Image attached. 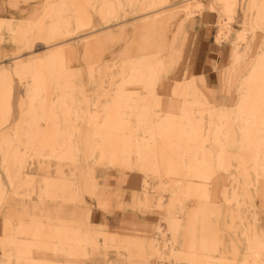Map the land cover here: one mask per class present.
I'll use <instances>...</instances> for the list:
<instances>
[{
	"label": "bare ground",
	"instance_id": "bare-ground-1",
	"mask_svg": "<svg viewBox=\"0 0 264 264\" xmlns=\"http://www.w3.org/2000/svg\"><path fill=\"white\" fill-rule=\"evenodd\" d=\"M0 264H264V0H0Z\"/></svg>",
	"mask_w": 264,
	"mask_h": 264
},
{
	"label": "rangeland",
	"instance_id": "rangeland-1",
	"mask_svg": "<svg viewBox=\"0 0 264 264\" xmlns=\"http://www.w3.org/2000/svg\"><path fill=\"white\" fill-rule=\"evenodd\" d=\"M208 12V9L206 10ZM240 13H238V16H237V22L234 23V27L236 29H240L242 27V24L240 23L241 20H242V13L241 11L239 10ZM215 14L216 12H212L211 11V15L212 14ZM211 15H207L206 13H201L200 11H198L196 13V15L194 17H192L190 20H189V23H188V28H189V31L191 32V35L193 36H190L186 41H185V44L183 46V49H182V53H181V60L182 62L186 63V66H189L190 67V59L193 57V55L195 54H199V55H204V50L207 48V46L211 43V46H212V52L209 56L205 57L206 59H209L212 57V55L214 54V52H216L217 50L219 51L220 47H221V50L219 51L220 53V57H221V65H223V67L225 68L230 60V54H231V48H232V45L229 41L225 40L224 42L220 43V44H216V40H215V35L217 33V29H218V26H217V23H213L212 19L215 21V16L212 18ZM212 21V22H211ZM209 23V24H208ZM210 23H212L210 25ZM210 25L211 27V32H210V40L209 41H205L203 39V34L200 33H197V34H194L197 30L196 28L202 26V25ZM212 33V34H211ZM214 44H216L218 46L219 49L213 47ZM107 56H111L110 54H107ZM205 56V55H204ZM202 63L204 62V60H200ZM204 64V63H203ZM209 69L205 66H202V65H199L197 67V69L195 70V73L197 75H202V74H205V72H207ZM219 70L220 69H217L216 70V75H212L213 77H215V80H216V86H220V78L218 76V73H219ZM210 71V70H209ZM213 72V71H210V73ZM235 98V97H234Z\"/></svg>",
	"mask_w": 264,
	"mask_h": 264
},
{
	"label": "crops",
	"instance_id": "crops-1",
	"mask_svg": "<svg viewBox=\"0 0 264 264\" xmlns=\"http://www.w3.org/2000/svg\"><path fill=\"white\" fill-rule=\"evenodd\" d=\"M202 27H203V26H202ZM200 28H201V26L198 27V28H196V30H199ZM199 31H200V30H199ZM201 31H202V29H201ZM211 34H212V33H211ZM209 35H210V33H205V34H203V39H204L205 41H209V40H210ZM213 47L219 49L218 46H217L216 44H214ZM220 50H221V47H220L219 51H220ZM211 52H212V46H211V43H210V44L207 46V48L204 50V55H205V56H203V59H206V58H204V57L209 56V55L211 54ZM206 78H207V82H208V84H209L210 86H212V87H217V86H216V80H215V77H213V76L211 75L210 72H206Z\"/></svg>",
	"mask_w": 264,
	"mask_h": 264
}]
</instances>
